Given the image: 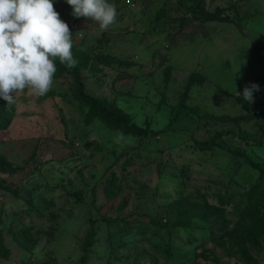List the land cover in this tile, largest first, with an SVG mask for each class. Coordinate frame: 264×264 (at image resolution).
<instances>
[{"label":"rangeland","instance_id":"rangeland-1","mask_svg":"<svg viewBox=\"0 0 264 264\" xmlns=\"http://www.w3.org/2000/svg\"><path fill=\"white\" fill-rule=\"evenodd\" d=\"M110 2L118 23L102 32L53 0L73 57L96 54L80 70L84 91L144 133H124L95 112L86 119L68 73H55L45 96L25 90L3 101L0 264H78L90 230L82 264H243L226 236L210 239L221 231L202 227V214L206 201L230 228L237 196L257 176L228 149L264 159V0ZM212 13L224 17L203 20ZM251 84L259 90L249 103L242 93ZM180 100L234 120L174 119ZM118 131L134 144H114ZM209 139L202 150L195 144ZM239 243L264 264V238Z\"/></svg>","mask_w":264,"mask_h":264},{"label":"clouds","instance_id":"clouds-1","mask_svg":"<svg viewBox=\"0 0 264 264\" xmlns=\"http://www.w3.org/2000/svg\"><path fill=\"white\" fill-rule=\"evenodd\" d=\"M74 17L95 21L100 31L117 25V6L110 0H67ZM69 25L60 18L53 0H0V100L16 102L15 94L27 90L36 98L54 85L55 61L68 68L78 64L73 57ZM259 86H245L242 97L251 103ZM134 138L116 132L113 143L121 148Z\"/></svg>","mask_w":264,"mask_h":264},{"label":"trees","instance_id":"trees-1","mask_svg":"<svg viewBox=\"0 0 264 264\" xmlns=\"http://www.w3.org/2000/svg\"><path fill=\"white\" fill-rule=\"evenodd\" d=\"M222 18V16L215 15L214 13L210 14L208 17L203 18V20ZM74 56V53H73ZM96 56V54L91 55L88 52H80L78 57L75 59L78 60V64L73 68H68L65 65L61 64L57 59L55 61L57 66V74L68 73L71 75L74 81V93L75 97L81 103L85 104L89 112L87 113V117L90 115V112H95L98 117L103 119L106 124L111 125L113 127L119 128L124 133L140 136L144 133L142 128H138L129 123V119L121 112L118 108L110 109L105 106L104 102L95 97L87 94L84 89L82 82L80 80V70L83 66L87 65L90 61V57ZM195 116L197 118H208V119H216L220 121H228L234 120V117H230L227 115H215L210 113H200L196 109L187 106L182 100H180L175 108L173 113V118L176 119L178 117H187V116ZM6 116V112L3 110V100H0V124H5L8 119L4 121V117ZM237 119V118H236ZM264 128V127H263ZM221 134L220 132L216 133V136ZM195 144L199 145L200 149H204L207 145H213L215 142L211 139L206 141H197ZM220 146V144H218ZM230 154L238 155L244 159V162L248 164L250 167L257 171V176L252 184L245 189L239 196H237V207L236 212L238 213L235 223L228 228L227 221L225 219V215L222 213L220 209L216 206L209 205L206 201L203 202L205 212L202 214L203 219L206 220L203 223L204 228L209 227L210 229H217L221 231L218 236H211V240L219 241L222 243V237L226 236L227 241L231 246L235 247V254H238V259L243 264H254L251 257L248 255V249L244 248L240 245L239 242H248L249 244L255 246L258 243L260 238H264V159L262 161H254L247 154L242 153L239 150L228 149ZM7 171L5 166L3 165L2 160H0V173ZM2 188H6L3 185ZM237 233L238 240H233L232 235ZM94 234V230H90L83 242L82 245V253L79 259L78 264H82L85 260L86 251L89 245L92 242V235ZM236 235V234H235ZM6 255V248L2 246V237L0 232V256L3 257ZM187 264H199L195 262L187 263ZM209 264V263H208Z\"/></svg>","mask_w":264,"mask_h":264},{"label":"built area","instance_id":"built-area-1","mask_svg":"<svg viewBox=\"0 0 264 264\" xmlns=\"http://www.w3.org/2000/svg\"><path fill=\"white\" fill-rule=\"evenodd\" d=\"M125 2H126V3L129 2V0H125Z\"/></svg>","mask_w":264,"mask_h":264}]
</instances>
